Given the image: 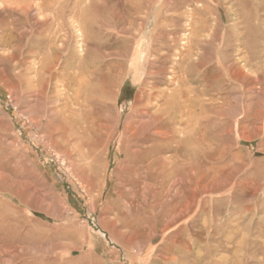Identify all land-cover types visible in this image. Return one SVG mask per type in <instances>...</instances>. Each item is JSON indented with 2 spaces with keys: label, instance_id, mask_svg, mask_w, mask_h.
Listing matches in <instances>:
<instances>
[{
  "label": "rangeland",
  "instance_id": "rangeland-1",
  "mask_svg": "<svg viewBox=\"0 0 264 264\" xmlns=\"http://www.w3.org/2000/svg\"><path fill=\"white\" fill-rule=\"evenodd\" d=\"M202 4L0 0V264H264V0ZM187 38L207 62L196 126L166 138L174 108L164 135L132 136L178 85ZM70 79L80 98L111 84L74 124Z\"/></svg>",
  "mask_w": 264,
  "mask_h": 264
},
{
  "label": "bare ground",
  "instance_id": "bare-ground-1",
  "mask_svg": "<svg viewBox=\"0 0 264 264\" xmlns=\"http://www.w3.org/2000/svg\"><path fill=\"white\" fill-rule=\"evenodd\" d=\"M192 1H195L196 3H198V5L200 4V5H203L202 3H203V0H192ZM133 2V1H132ZM136 2H137V0H136ZM216 2H217V0H216ZM219 2V1H218ZM133 4H135V2L133 3ZM137 4V3H136ZM152 4V3H151ZM162 5V4H161ZM207 5V4H206ZM133 6V5H132ZM151 6V5H150ZM196 6V5H195ZM205 6V5H204ZM204 6H201L202 8L201 9H199L198 7H197V9L198 10H201V12H203V15H204V18H203V20H204V26L206 27V25L208 24L207 22H209V17H210V15H212V12L209 10V9H207L206 7H204ZM219 7V6H218ZM224 7V6H223ZM232 7V6H231ZM234 7V6H233ZM193 8V7H192ZM192 8H191V10H192ZM237 9V8H236ZM182 10V9H181ZM190 10V11H191ZM196 10V9H195ZM232 11V10H231ZM225 12V11H224ZM241 12V11H240ZM147 13V12H146ZM149 13V12H148ZM189 13H191V14H195L194 13V10H192L191 12H189ZM237 13H239V12H237ZM240 14V13H239ZM238 14V15H239ZM197 16V15H196ZM191 17H193L192 15H191ZM162 18H163V16H162ZM161 18V19H162ZM198 18V17H197ZM170 19V18H169ZM172 19V18H171ZM196 19V18H195ZM208 19V20H207ZM136 20V19H135ZM145 20V19H144ZM147 20V19H146ZM149 20V19H148ZM164 20V19H163ZM197 20V19H196ZM264 20V19H263ZM127 21H128V19H127ZM192 21V20H191ZM159 22V21H158ZM165 22V21H164ZM193 22V21H192ZM200 22V21H199ZM137 23H139L138 21H137ZM150 23V22H149ZM157 23V22H156ZM191 23V22H190ZM170 24V23H169ZM192 24H194V23H192ZM132 25V24H131ZM130 25V26H131ZM142 25H143V23H142ZM176 26V25H175ZM197 26V25H196ZM120 27V26H119ZM147 27V26H146ZM125 28V27H124ZM209 28V27H208ZM126 29V28H125ZM153 29V28H152ZM142 30V29H141ZM169 30V29H168ZM201 30V29H200ZM204 30V29H203ZM208 30H210V29H208ZM121 31V30H120ZM163 31V30H162ZM210 32V31H209ZM127 33V32H126ZM135 33V32H134ZM154 33V32H153ZM189 33L192 35V37L193 38H196V39H199V30H197L196 29V27L194 26H191L190 28H189ZM202 33V32H201ZM157 35V34H156ZM158 36V35H157ZM208 37V36H207ZM191 38V37H190ZM189 38V39H190ZM154 39V38H153ZM186 39V38H185ZM208 39V38H207ZM202 41V40H201ZM193 42V41H192ZM242 44H244V43H242ZM128 45V44H127ZM203 45V44H202ZM155 46H157V45H155ZM191 45L189 44V41H188V38H187V44H186V48H184V66H181V75H177V77L175 78V74H172V73H174V72H171V75L170 76H168L169 78L168 79H170L171 81H173V80H176V82L178 83V85L173 89V90H171V92L169 93L168 91V94H169V96H168V94H167V98L164 100V102H163V104H161L160 106H157V110H155V112H151V113H149L148 111H146V110H144L141 114L143 115V116H146L147 117V115L149 116L147 119L148 120H145V121H139L137 124H135V129H133L134 131L132 132V136H136L137 134H138V131H139V129H145V130H147V131H149V129L148 128H150V127H152L153 129H152V131H149V132H153L154 134L153 135H157V134H162V135H164L165 134V130H160L159 128L161 127V124L162 123H160V121H161V119H162V115H164L166 112H171V111H173L174 110V108H176L172 113H171V120H169V124L171 125V123L173 124L174 123V128H171L170 129V131L168 132V133H170V134H165V136H166V138L168 137V138H172L173 137V134L176 132V131H178V132H182V130H180L179 128H180V124H181V117L183 118L185 115H186V119L188 120V122H189V125H190V128L192 129L194 126H196V124H197V106H196V104H195V101H197L195 98V93H196V88L194 87V85H193V83L195 82V80L197 79L195 76H193L194 75V73H193V71L196 69L195 68V66L196 67H199V66H203V65H206V58L205 59H203L202 58V60H204V61H199L198 60V58L196 59L195 58V60L192 58V56H193V54H192V52L194 53V51H193V49L190 47ZM95 47H96V45H95ZM159 47V46H158ZM157 47V48H158ZM205 48H207V46L205 47ZM207 49H209V48H207ZM206 50V49H205ZM88 51V50H87ZM201 51V50H200ZM203 51V50H202ZM177 52V51H176ZM115 54V53H114ZM181 55V54H180ZM195 55H198L197 53H195ZM201 55V54H200ZM103 56H106V55H103ZM157 57V56H156ZM176 57V56H175ZM84 58V57H83ZM111 58V57H110ZM115 58V57H114ZM177 58V57H176ZM179 58V57H178ZM113 59V58H112ZM85 60V59H84ZM92 61V59H89V61ZM87 61H88V59H87ZM94 61V60H93ZM154 61V60H153ZM118 62H120V61H118ZM107 63V62H106ZM105 63V64H106ZM86 64H87V62H86ZM95 64V63H94ZM103 64V63H102ZM163 64V63H162ZM182 63H180V65H181ZM90 65H93V64H90ZM179 65V66H180ZM94 66V65H93ZM96 66V65H95ZM163 66V65H162ZM206 67V66H205ZM83 68V67H82ZM92 68V67H91ZM180 68V67H179ZM105 69V68H104ZM119 69V68H118ZM175 70V69H174ZM75 72V71H74ZM86 72V71H85ZM84 72V73H85ZM168 72V71H167ZM177 72V71H176ZM97 73V72H96ZM200 73H202L201 71H200ZM76 74V73H75ZM74 74V75H75ZM102 75V74H101ZM105 75V74H104ZM113 75V74H112ZM98 76H100V74L98 75ZM165 76V75H164ZM245 76V75H244ZM247 76V75H246ZM256 77V76H255ZM93 79V78H92ZM99 79H100V77H99ZM235 79V78H234ZM71 80V82H70V85H69V89L71 90V93L69 92V97H68V101H67V108H69V113H68V115L65 117V120H70L71 121V123L72 124H74L75 123V119L73 118V116H76L77 115V113L79 112V110H80V108H83V110H85V109H87V107H88V105H91V104H95L96 106H99L100 107V105H102V104H104L103 103V97L105 96V94L107 93V98H108V87L107 86H109V85H111L110 83H109V85H104L103 83H101V84H103V85H99L100 87L99 88H95L94 89V95L92 94V95H89V98L87 97V96H82L81 98H80V90H81V87L83 88L84 87V81H82L80 84H78V82H79V79H70ZM94 80V79H93ZM204 80V79H203ZM98 81V80H97ZM110 81V80H109ZM108 81V82H109ZM105 82V81H104ZM255 82V81H254ZM253 82V83H254ZM106 83V82H105ZM177 83H175V84H177ZM188 83V87L186 86V84ZM240 83V82H239ZM250 83V82H249ZM248 83V84H249ZM252 83V82H251ZM100 84V83H99ZM197 85V84H196ZM244 85V84H243ZM246 85H247V82H246ZM95 86V85H94ZM148 86H150V85H148ZM250 86H251V84H250ZM88 87V86H87ZM110 87V86H109ZM86 88V87H85ZM142 88V87H141ZM198 88V87H197ZM168 89V88H167ZM170 89V88H169ZM199 89V88H198ZM251 89V88H250ZM67 90V89H66ZM85 90V89H84ZM87 90V89H86ZM200 90V89H199ZM143 92V91H142ZM200 92V91H199ZM202 92V91H201ZM206 92V91H205ZM207 92H208V90H207ZM248 92V91H247ZM84 93V92H83ZM86 93V92H85ZM88 94H89V92H87ZM86 93V94H87ZM110 93V92H109ZM213 94V93H212ZM110 95H113V94H110ZM144 96V95H143ZM197 96V95H196ZM136 98V97H135ZM106 100V99H105ZM136 101H137V99H135ZM195 100V101H194ZM211 100V99H210ZM66 102V101H65ZM106 103V102H105ZM199 103V102H198ZM136 104V103H135ZM205 106H206V108L207 109H209V110H211V103H205L204 104ZM204 105H202V106H204ZM110 106V105H109ZM101 107H103V106H101ZM108 108V107H107ZM111 108H112V106H111ZM145 108H148V106H147V104H146V106H145ZM205 108V107H204ZM58 109V108H57ZM104 109V108H103ZM106 109V108H105ZM114 109V108H113ZM67 110V109H66ZM93 110V109H92ZM108 110V109H107ZM198 110H200V109H198ZM204 110H206V109H204ZM56 111V110H55ZM82 111V110H81ZM86 111V110H85ZM82 112H84V111H82ZM91 112V111H90ZM59 113V112H58ZM108 114L109 113H111V112H107ZM113 113V112H112ZM60 114V113H59ZM84 114V113H83ZM90 114V113H89ZM199 114V113H198ZM57 115V114H56ZM104 115V114H103ZM102 115V116H103ZM116 115H117V113H116ZM105 116V115H104ZM56 117V116H55ZM54 117V118H55ZM60 117V116H59ZM109 117V116H108ZM113 117V116H112ZM139 117H141V115H139ZM200 117V116H199ZM107 118V117H106ZM143 118V117H142ZM166 118V117H165ZM203 118V117H202ZM60 119V118H59ZM85 119H86V121L85 122H88V123H90L91 122V120H92V118L90 117V116H88V115H85ZM84 119V120H85ZM95 119V118H94ZM164 119V118H163ZM108 120V119H107ZM107 120L106 119H104L103 121L101 120L100 122H98V124H97V128H98V131H99V137L102 139V143L104 142V141H107V137H105V136H109L110 134H108L109 132L108 131H106V133H104L105 131V129H107L108 128V130H109V124H107ZM141 120V119H140ZM167 120V119H166ZM55 122H56V119L54 120ZM58 121V120H57ZM78 121V120H77ZM94 121V120H93ZM111 121H112V119H111ZM117 121V117L116 118H114V122H116ZM54 122V123H55ZM95 122V121H94ZM123 122V121H122ZM163 122V121H162ZM183 122V121H182ZM187 122V121H186ZM207 122H208V120H207ZM210 122V121H209ZM62 123V122H61ZM88 123H86V128L85 129H89L90 130V128L93 126V122H91V124H88ZM112 123V122H111ZM120 123V122H119ZM159 123H160V127L158 126L159 125ZM164 123V122H163ZM185 123V122H184ZM56 124V123H55ZM54 124V126L56 127V125ZM167 123H166V121H165V125H166ZM178 125V126H176V125ZM188 124V123H187ZM113 125V124H112ZM120 125V124H119ZM130 125V124H129ZM129 125H128V127H129ZM165 125H162V126H165ZM74 125H72V127H73ZM111 126V125H110ZM134 126V125H133ZM186 126H188V125H186ZM167 127H169V126H167ZM125 128V127H124ZM130 128H131V125H130ZM92 129H93V127H92ZM115 129V128H114ZM142 129H141V131H142ZM182 129V128H181ZM57 130V129H56ZM59 130V129H58ZM62 131V130H61ZM104 131V132H103ZM110 131V130H109ZM112 131H115V130H112ZM111 131V132H112ZM124 131V130H123ZM140 131V132H141ZM144 131V130H143ZM143 131H142V133H143ZM191 131V130H190ZM198 131V130H197ZM127 132H129V131H127ZM148 132V133H149ZM147 133V132H146ZM92 134V133H91ZM184 134V133H183ZM190 134V133H189ZM140 135H142V134H140ZM152 135V136H153ZM60 136V135H59ZM129 137H130V133H129ZM144 137V136H143ZM109 139L111 138V136L110 137H108ZM125 138V137H124ZM148 138H150L151 139V137L149 136ZM161 138H164V137H161ZM166 138H164V139H166ZM140 138H138L137 140H139ZM123 140V139H122ZM127 140V139H126ZM136 140V139H135ZM190 140H191V138H190ZM193 140V139H192ZM197 140V139H196ZM96 141V140H95ZM101 141V140H100ZM111 141V140H110ZM150 140H144V138H143V142H142V144H144V143H147V142H149ZM55 143H57V140L55 139V141H54ZM132 142V141H131ZM136 142V141H135ZM140 142V141H139ZM156 142V141H155ZM188 142H189V140H188ZM193 142H194V140H193ZM172 143V142H171ZM128 144V143H127ZM191 144H193V143H191ZM196 144V143H195ZM126 145V144H125ZM132 146V145H131ZM155 146H156V144L155 143H151V144H149V145H147V146H145V148H147L148 149V151H152V150H154L155 149ZM175 146H176V144H175ZM125 147V146H124ZM121 149V148H120ZM125 149V148H124ZM130 150H131V148H129ZM191 149H193V148H191ZM139 150V149H138ZM106 151V150H105ZM144 151H146V150H144ZM163 151V150H162ZM175 151H177V150H175ZM139 152V151H138ZM138 152H136V153H138ZM124 153V152H123ZM143 153V152H142ZM141 153V154H142ZM155 153H157V152H155ZM153 154V159H154V161L155 160H158L157 162H158V164L159 165H161L162 166V164H163V162L165 161V158H158L157 157V155L156 154ZM160 153V152H159ZM128 154V153H127ZM121 155H122V153H121ZM125 155V154H124ZM168 155H170V154H168ZM127 156V155H126ZM162 157V156H161ZM124 159V158H123ZM130 159V158H129ZM162 159V160H161ZM167 159V158H166ZM172 160V159H171ZM166 163V162H165ZM153 163H151V162H149V163H147L144 167L148 170L149 168H151V166L150 165H152ZM166 164H168V163H166ZM126 165V164H125ZM144 165V164H143ZM123 166H124V164H123ZM128 167V166H127ZM131 167V166H130ZM122 168V167H121ZM136 169V168H135ZM134 169V170H135ZM122 170V169H121ZM132 170V169H131ZM125 171V170H124ZM158 175V174H157ZM164 175V174H163ZM138 177V176H137ZM141 178V177H140ZM175 179V178H174ZM128 185V184H127ZM119 191V190H118ZM119 194V193H118ZM140 195V194H139ZM135 196V195H134ZM135 198V197H134ZM131 205V204H130ZM6 251V250H5Z\"/></svg>",
  "mask_w": 264,
  "mask_h": 264
}]
</instances>
